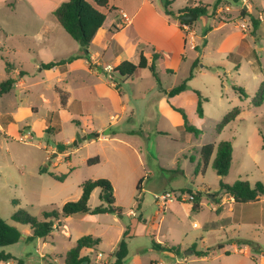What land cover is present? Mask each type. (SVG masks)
<instances>
[{
	"label": "crops",
	"instance_id": "1",
	"mask_svg": "<svg viewBox=\"0 0 264 264\" xmlns=\"http://www.w3.org/2000/svg\"><path fill=\"white\" fill-rule=\"evenodd\" d=\"M17 1L28 4L46 21L47 26L33 37L36 39L37 46L47 55L45 57L38 55L35 59L32 74L36 77L27 84L25 82L27 73L18 67L16 60H11L5 55V52L10 56L18 55L22 49L21 46L15 41H12V44L7 39L5 42L0 41V57L5 63L8 61L11 64L10 73L8 74L7 71L6 73L14 79L11 89L0 95V97L10 93L13 95V100L10 99L12 101L10 109H7L4 115H0L1 132L18 136L19 139L25 136L44 138L46 133H56L58 136L62 118L76 123L83 133L92 135V142L97 140V142L106 143L105 152L98 154L101 160L115 170V174L104 175L111 180L114 194L122 185V181L129 176L132 180L136 179V189L138 182L143 179L139 192L156 193L186 191V189H192L194 193L211 192L209 187L202 183L205 181L204 176L208 167L212 165L216 151L203 170L202 147L209 143L201 142L203 134L199 128L200 133L197 136L185 128L184 114L192 126L194 121L191 118L203 119L211 103H214V106L210 113L217 115L218 118L219 116L224 118L235 107H239L243 114L240 103L246 99H242L233 89L236 84L231 85L234 96L229 97V86L220 76V72H224L229 77L239 76L243 70L244 59L251 55L248 29L254 4L250 0L236 2L217 0L215 3L213 0H185L183 5H177L178 0H175L171 8L177 15L186 14L179 11L189 7H206V14L203 16L210 20L211 25L203 30L196 27L200 15L189 25L190 30H187L181 21L166 13L163 0H110L108 7L104 9L105 22L88 49L89 60L83 57L79 42L72 38V41L65 40L68 38L61 39L62 32L57 24L60 27L61 25L53 12L63 0H39L40 3L37 0H10L8 5L15 9ZM228 1L234 2V5ZM236 3L241 5L240 9L237 8ZM122 11L130 18V23L126 26H123ZM221 15L225 18H221ZM54 18L57 22H54ZM263 20L262 17L261 21ZM230 22L232 24H229ZM215 32L219 35L212 42L211 36ZM0 36L7 38L2 28H0ZM8 42L10 44H6ZM32 52L39 54L38 49L36 51L28 49V53ZM154 54L160 55L157 60L159 82L149 68L141 69L131 77H118L113 71L105 70L107 66L115 68L124 61L137 64L142 55L151 61ZM69 57H73V60L65 64L50 69L42 66V64ZM23 72L24 74L21 75ZM192 72L193 77L188 81V87L180 93L169 96L168 93L180 85ZM261 72L264 73L262 69ZM209 73L218 75L217 78H210L211 87L207 85L201 87L194 83L198 77H204V79L209 77ZM16 88L19 89L17 93L13 92ZM196 91H199L203 98L202 117L197 110ZM30 92H35L41 109L38 104L27 101ZM62 96L65 97V105H62ZM241 114L220 131L218 125L223 118L218 119L216 126L218 138L210 143L217 145L223 140H230L223 136L227 130L231 131L232 123L238 119L241 120ZM34 116H40V118L33 120ZM153 128L158 134L171 136L175 142L182 137L181 140L186 143L180 152L175 153L170 163L150 161V157H156L155 149H151L148 143L149 132ZM106 130H110V133L104 136L103 133ZM97 133L100 134L99 137L96 136ZM59 145H67V142L59 143L57 146ZM57 146L41 145L40 148L47 154L53 153L54 157H59L57 161H61L62 156H55ZM67 154L62 153L65 157ZM181 159L184 161L182 166L178 167ZM46 160H51L49 155L46 156ZM161 171L170 172L175 178L171 179L168 185H155L148 188L146 181L160 174ZM199 174H202L203 178H199V182L203 186H196ZM218 189L221 191L220 195H210L212 200L210 207L220 215L222 221L226 220L231 228H235L232 230V237L229 238L232 243L221 245V250L229 256L232 254L231 248L238 254L242 253L243 256L238 258L235 264H264V243L260 235L250 238L240 237L238 231L243 225L264 228V199L240 204L235 202L230 194L220 190V181ZM201 198L200 195V206L197 210L188 203H176L169 207L180 205L182 208L185 207L189 214L190 209L198 211L201 208L203 204ZM194 225L201 226L197 222ZM236 226L239 228L236 229ZM27 233L30 235L31 230H27ZM247 240L258 244L257 254L252 253V246L246 243ZM190 250H192L191 256L196 255L194 250L206 251L199 249L195 243L191 244ZM197 257L196 260H200L207 258V255ZM112 258L114 261V257ZM189 258H184V263L194 261Z\"/></svg>",
	"mask_w": 264,
	"mask_h": 264
},
{
	"label": "rangeland",
	"instance_id": "2",
	"mask_svg": "<svg viewBox=\"0 0 264 264\" xmlns=\"http://www.w3.org/2000/svg\"><path fill=\"white\" fill-rule=\"evenodd\" d=\"M9 1L0 0V28L7 36V38L0 36V41L5 42L7 39L11 43L15 41L21 46L22 49L18 55L10 56L7 52L5 55L9 56L11 60H16L18 67L27 73L25 82L30 84L31 80L36 77L32 74L33 66L36 63L35 59L38 55L41 57L47 55L37 46L36 39L33 37L47 26L45 25L46 21L37 15L28 4L17 1L14 9L8 5ZM184 1L178 0L177 5H183ZM213 1L217 2V0ZM250 1L254 4L248 29L251 55L244 59L243 70L239 76L229 77L224 72H220V76L229 86V97L234 96L231 89L233 84L245 89L249 97L240 103L243 110L241 120L238 119L232 123L231 131L227 130L223 136L233 141L234 159L225 180H221L212 165L208 167L204 176L205 181L202 184L208 186L211 192L208 194L201 192L203 204L198 211L190 209V213L187 214L186 208H182L180 205L162 211L155 202L154 193L139 192L136 189V179L132 180L129 176L128 179L122 181V185L114 194L116 205L123 210L122 214L74 215L62 220V226L47 237L27 241L29 227L15 223L11 219L17 210L22 209L41 219L45 210L52 208L60 210L66 202L78 200L82 193L81 186L86 180L106 178L104 175L115 174L114 168L101 158L99 163H88L89 159L99 156L98 153L105 152L106 143L97 142V140L92 142V135L83 133L76 123L61 118L62 125L58 136L56 133H46L44 138L34 136L21 140L18 136L0 131V216L16 225L22 232L19 242L2 247L0 250L11 253L28 264H64L66 253L75 246L76 241L84 235H93L99 238L101 243L91 251H83L82 255H92L91 264H110L123 232L128 230L130 236L127 238L129 254L124 264H160V262H163L162 264H186L183 260L189 257L194 261H189L187 264H235L243 254H238L231 248L232 254L229 256L221 250V245L232 243L229 238L232 237V230L235 228H231L226 220L222 221L220 215L210 207V203L211 196L221 194L218 189L219 181L233 184L239 180H248L252 185L257 181L264 182V148L261 135V133L264 135V103L261 106H255L253 103L254 94L259 90L264 80V73L261 72V69L264 71V20L261 21L262 17L264 19V0ZM37 2L40 3L39 0ZM228 2L234 5V2ZM235 5L240 9L239 3ZM220 17L225 18L222 15ZM53 20L57 22L55 18ZM256 21L259 22L257 25H255ZM48 22L50 24V20ZM209 25H211L210 20L206 16L200 15L196 27L203 30L207 29ZM57 26L62 32L61 39L71 40L65 30L58 24ZM218 35V32L213 33L212 42L218 38ZM28 49L32 51L38 49L39 54L28 53ZM256 57L260 63H257ZM208 76L205 79L198 77L194 83L201 87L210 86V78H217L218 75L209 73ZM8 77L6 63L0 57V83ZM18 90L16 88L13 92L17 93ZM12 96L10 93V95L0 97V115H4L6 110L10 109ZM27 101L38 104L41 109L35 92L28 94ZM213 106L214 103L209 105L210 109L203 119L191 118L194 121L193 125L199 128L203 134L201 137L203 143L214 142L218 138L217 120L223 117L219 116L218 118L217 115L210 113ZM39 118L40 116H34L32 119L38 120ZM30 124L33 123L30 122ZM149 135L148 143H150L151 149H155L156 152V157H150V161L154 163L157 160L162 164L170 163L175 153L180 152L182 147L186 146L184 140H181L182 137L175 142L171 136L158 134L155 128L149 132ZM63 142H67V145L57 146ZM41 145L57 146L55 153L57 156H62V160L57 161L59 157H54L51 152L45 153L40 148ZM62 153L68 154L65 157ZM47 155L51 160H46ZM183 161L181 159L178 167L182 166ZM41 168H46L49 172L57 175L64 174L66 179L64 181L56 180L48 173H41ZM201 175H198L196 186H203L199 182V178H203ZM173 178L175 177L170 172L161 171L160 174H156L146 181L147 187L168 185V182ZM145 179L147 180V177ZM99 194L100 189H95L92 192L89 200L90 209L105 204L100 200ZM260 199H264V195H260L255 201ZM188 204L192 206L193 202ZM196 222L201 226H195ZM238 228L239 226H236V229ZM238 231L240 237L250 238L260 235V239L264 243V228L243 225ZM154 240L163 245L166 244L174 250L155 249L153 247ZM194 243L199 249L209 250L207 258L196 260L198 259L196 255L187 256L185 254V251H189L191 244ZM256 246L258 247L257 243ZM251 248L252 253L257 254L254 246ZM99 252L104 254L101 260L96 258ZM3 264H17V261L9 260Z\"/></svg>",
	"mask_w": 264,
	"mask_h": 264
},
{
	"label": "trees",
	"instance_id": "3",
	"mask_svg": "<svg viewBox=\"0 0 264 264\" xmlns=\"http://www.w3.org/2000/svg\"><path fill=\"white\" fill-rule=\"evenodd\" d=\"M165 11L169 15H174L175 12L171 6L175 0H163ZM234 2L238 0H233ZM110 0H63L61 4L54 10L53 14L56 17L58 23L65 30V32L75 41L79 42L82 40L85 47L82 48L83 57L90 59V56L85 53L84 49H89L91 42L103 26L106 14L104 9L108 7ZM179 13H196L198 15L206 14L205 6L189 7L185 10L179 11ZM184 24L185 22H181ZM259 22L256 21L255 25ZM191 25L190 23H187ZM160 57L159 54H154L152 60L149 61L145 56H141L139 63L135 64L129 61H124L114 68L113 72L118 77H131L137 74L141 69L149 68L153 73L157 81L159 82V76L157 73V60ZM73 60V57L62 59L59 61H52L46 64H42L43 68L50 69L61 64H65ZM257 62H259L257 58ZM11 64L6 61V71L10 73ZM193 77V72L178 86L172 89L168 94L173 96L177 93L184 91L188 87V81ZM14 84V79L7 78L0 83V95L9 91ZM233 89L237 91L242 99H247L248 95L245 90L237 85L233 86ZM198 96V114L203 116L202 109V95L199 91L195 92ZM264 102V81L261 84L260 89L255 93L253 103L255 106H261ZM62 105H65V97L62 96ZM241 114V109L235 107L229 113H227L222 121L218 125V130H222L223 127L235 121ZM185 128L188 131L193 132L196 136L199 135L200 130L195 126L189 124L186 115L184 114ZM262 135L263 148H264V135ZM216 151L215 158L212 162V167L216 171L219 177L224 178L228 175L232 162H233V142L232 140H223L217 145L213 143L206 144L202 147V159H203V170L208 165L212 154ZM100 162L99 156L88 160L89 164H96ZM41 173H48L52 178L64 181L66 175H57L53 172H48L46 168L40 169ZM143 179L137 184V189L140 190V186ZM82 193L78 200L68 201L59 210L58 208H52L51 210H45L42 213V218L32 216L22 209L17 210L11 217V219L18 224L27 225L31 230V234L27 236V241H34L37 238H44L50 235L55 229L62 226V220L69 218L74 215H98L105 213L122 214V208L116 205L114 196V187L110 180L106 178H99L96 180H86L82 186ZM95 189H100L99 198L104 205H100L94 209H90L89 200L92 192ZM220 190L230 194L235 202L243 204L250 201H255L260 195H264V182L257 181L254 185L248 180H239L233 184H228L220 181ZM187 192L195 196L193 202V209L197 210L200 206V195L201 193H194L192 189H186ZM17 202V201H16ZM129 232L125 230L121 240L119 241L116 250L113 253L114 261L110 264H124V260L129 254V246L127 242ZM22 238L21 230L16 226L0 216V248L15 244ZM101 240L94 237L93 235H84L80 237L73 248H71L65 256L64 264H91L89 256L82 255L84 250H92L100 244ZM153 247L158 250H170L174 248L162 245L155 240L153 241ZM247 244L254 246L256 250L258 247L256 243L251 240H247ZM261 249V248H259ZM263 250V249H261ZM194 253L203 257L209 254V250L206 251H195ZM9 260H16L17 264H28L23 259H18L11 253H6L4 250H0V264Z\"/></svg>",
	"mask_w": 264,
	"mask_h": 264
},
{
	"label": "built area",
	"instance_id": "4",
	"mask_svg": "<svg viewBox=\"0 0 264 264\" xmlns=\"http://www.w3.org/2000/svg\"><path fill=\"white\" fill-rule=\"evenodd\" d=\"M121 15L124 19V24L123 26H126L130 23V18L125 12H121ZM184 28L187 30H190L189 24L184 23ZM105 70L108 72H112L114 70L113 67L107 66L105 67ZM28 138L27 136L22 137L21 140H25ZM154 199L157 204V206L162 210L165 211L166 209L169 208L172 204H183V203H189V202H194L195 196L189 192L186 191H163V192H156L154 193ZM90 260L92 255H88ZM104 254L99 252L96 255V258L98 260L103 259Z\"/></svg>",
	"mask_w": 264,
	"mask_h": 264
},
{
	"label": "water",
	"instance_id": "5",
	"mask_svg": "<svg viewBox=\"0 0 264 264\" xmlns=\"http://www.w3.org/2000/svg\"><path fill=\"white\" fill-rule=\"evenodd\" d=\"M197 16H198V14H196V13H186V14H182V15H177V14L173 15V17H174L175 19H177V20H179V21H181V22L190 23V24L193 23V22H195V20L197 19ZM79 44H80V46H81L82 48L85 47V44H84V42H83L82 40L79 41ZM84 51H85L86 54L89 55V50H88V49L85 48ZM109 133H110V130H106V131L103 133V135H104V136H107V135H109ZM96 136L99 137L100 134L97 133ZM59 151H60V150H59ZM55 156H56V153H55ZM185 254H186V255H190V254H192V250L186 251Z\"/></svg>",
	"mask_w": 264,
	"mask_h": 264
}]
</instances>
